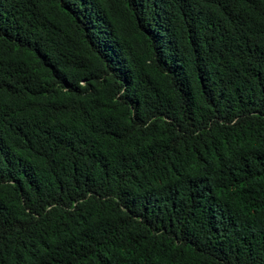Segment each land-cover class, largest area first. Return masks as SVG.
Segmentation results:
<instances>
[{"label": "trees", "instance_id": "1", "mask_svg": "<svg viewBox=\"0 0 264 264\" xmlns=\"http://www.w3.org/2000/svg\"><path fill=\"white\" fill-rule=\"evenodd\" d=\"M0 264H264V0H0Z\"/></svg>", "mask_w": 264, "mask_h": 264}]
</instances>
